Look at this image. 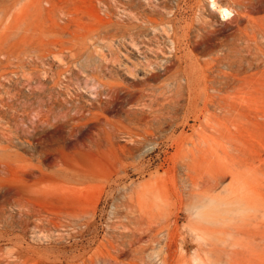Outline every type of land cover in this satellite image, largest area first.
I'll use <instances>...</instances> for the list:
<instances>
[{
    "label": "rangeland",
    "instance_id": "rangeland-1",
    "mask_svg": "<svg viewBox=\"0 0 264 264\" xmlns=\"http://www.w3.org/2000/svg\"><path fill=\"white\" fill-rule=\"evenodd\" d=\"M212 1L0 0V264H264V0Z\"/></svg>",
    "mask_w": 264,
    "mask_h": 264
},
{
    "label": "bare ground",
    "instance_id": "bare-ground-1",
    "mask_svg": "<svg viewBox=\"0 0 264 264\" xmlns=\"http://www.w3.org/2000/svg\"><path fill=\"white\" fill-rule=\"evenodd\" d=\"M212 7L218 12L222 20L228 19L232 14V10L227 5L217 3L215 0L212 1ZM227 13V15H225ZM144 15V14H143ZM185 30V29H184ZM120 37V36H119ZM171 66V65H170ZM163 71V70H162Z\"/></svg>",
    "mask_w": 264,
    "mask_h": 264
},
{
    "label": "snow or ice",
    "instance_id": "snow-or-ice-1",
    "mask_svg": "<svg viewBox=\"0 0 264 264\" xmlns=\"http://www.w3.org/2000/svg\"><path fill=\"white\" fill-rule=\"evenodd\" d=\"M225 15H227V13H225Z\"/></svg>",
    "mask_w": 264,
    "mask_h": 264
}]
</instances>
